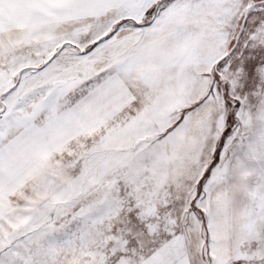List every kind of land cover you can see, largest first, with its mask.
<instances>
[{"label":"snow or ice","instance_id":"1","mask_svg":"<svg viewBox=\"0 0 264 264\" xmlns=\"http://www.w3.org/2000/svg\"><path fill=\"white\" fill-rule=\"evenodd\" d=\"M0 264H264V0H0Z\"/></svg>","mask_w":264,"mask_h":264}]
</instances>
